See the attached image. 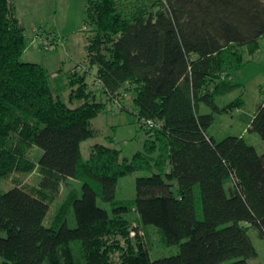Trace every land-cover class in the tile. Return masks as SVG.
<instances>
[{"label":"trees","instance_id":"trees-1","mask_svg":"<svg viewBox=\"0 0 264 264\" xmlns=\"http://www.w3.org/2000/svg\"><path fill=\"white\" fill-rule=\"evenodd\" d=\"M85 25L88 62L109 100L125 110L134 92L139 118L160 126L147 128L145 150L132 158L96 143L85 159L82 143L98 135L93 120L108 104L95 100L87 71L68 74L77 106L56 94L48 68L22 60L29 36L16 0H0V177L41 175L36 193L0 192L2 264H260L250 229L264 239V153L243 136L217 141L208 128L215 113L243 103L218 99L237 87L245 52L260 48L264 0H153L132 9L87 0ZM249 130L264 139V98ZM35 147L43 150L37 161ZM141 169L153 171L138 178L141 194L118 201L120 178ZM72 181L81 196L70 188L47 226L50 202ZM153 226L178 254L152 259L145 238ZM73 241H81L78 257Z\"/></svg>","mask_w":264,"mask_h":264},{"label":"rangeland","instance_id":"rangeland-1","mask_svg":"<svg viewBox=\"0 0 264 264\" xmlns=\"http://www.w3.org/2000/svg\"><path fill=\"white\" fill-rule=\"evenodd\" d=\"M124 2L129 9H132L140 3L151 4L153 0H124ZM16 3H18V15L29 36V44L22 60L44 64L51 74V84L55 93L72 106H77V102L71 101L72 89L69 85L68 74L78 68L80 71H87V82L90 90L95 93V100L108 104L107 108L93 120L98 135L82 143L83 157L89 158L92 146L96 143L116 147L121 150L123 157L128 158H132L139 151H144L149 135L134 105L135 93L130 92L132 100L130 98L127 101V109L120 110V107L111 102L99 86L96 80L98 66H91L88 62L86 50L88 31L85 25L87 0H17ZM42 37L46 39L51 37L54 40L50 49L44 48ZM260 46L258 53L254 55L245 52L246 64L233 76L234 83L238 84L237 87L218 99L220 105H225L240 97L243 103L230 112L215 113L214 122L208 128V133L217 141L228 136H243L260 153H264V139L259 133L249 130L250 122L264 98V36L260 39ZM200 111L207 113L211 109L207 105H202ZM42 154L43 150L35 147L31 150L30 157L37 161ZM152 174V170L141 169L120 178L117 200L133 202L141 194V189L137 184L138 178ZM40 180L41 175L38 169L31 173L15 172L8 177H0V192L8 191L15 186H23L36 193ZM70 188H76L81 196L80 183L72 181L70 185L65 184L59 195L50 202V213L45 221L47 226L53 225L56 211L65 200ZM196 197L198 217L203 219L199 187H196ZM98 204L112 212V205L103 201L101 197L98 198ZM134 215V211L128 213L129 217ZM67 221L71 227L76 226L72 210L68 214ZM250 234L264 261V239L258 237V230L255 228L250 229ZM145 239L151 243L152 259L172 256L180 251L179 245H165L158 229L154 226L150 230V236L146 233ZM80 247L81 241L72 242V248L77 257L80 254ZM3 261L4 258L0 255V264Z\"/></svg>","mask_w":264,"mask_h":264},{"label":"built area","instance_id":"built-area-1","mask_svg":"<svg viewBox=\"0 0 264 264\" xmlns=\"http://www.w3.org/2000/svg\"><path fill=\"white\" fill-rule=\"evenodd\" d=\"M42 39H43L44 48L45 49H50L52 47V44L54 43V40L51 37H49L47 39L44 38V37H42ZM124 97L127 98V99L130 98L128 94H125ZM116 105L118 107H121V102L120 101L119 102H116ZM143 122H144L143 124H144V126L146 128H155L157 126H160V123L159 122H156V121L151 120V119L150 120H143ZM135 233L136 232H133V235H135Z\"/></svg>","mask_w":264,"mask_h":264},{"label":"crops","instance_id":"crops-1","mask_svg":"<svg viewBox=\"0 0 264 264\" xmlns=\"http://www.w3.org/2000/svg\"><path fill=\"white\" fill-rule=\"evenodd\" d=\"M17 1V0H16ZM17 6H18V3H17ZM17 12H18V7H17ZM19 16V15H18ZM20 18V17H19ZM21 19V18H20ZM21 21H22V19H21ZM261 47V46H260ZM260 49V48H259ZM259 51V50H258ZM258 51L256 52V53H258ZM79 69V68H78ZM78 69H76V70H78ZM261 87H263V86H261ZM76 105H78V103L76 104ZM95 145V144H94ZM93 147V146H92ZM252 236V235H251ZM258 237L259 238H261L262 240H263V238L260 236V234H259V232H258ZM253 238V237H252ZM254 239V238H253ZM254 241V240H253ZM257 249H258V247H257ZM258 251H259V249H258ZM259 263L260 264H264V261L261 259V254H260V251H259Z\"/></svg>","mask_w":264,"mask_h":264}]
</instances>
